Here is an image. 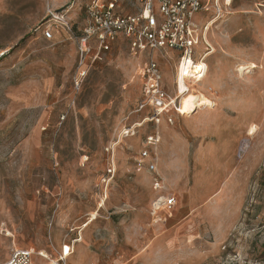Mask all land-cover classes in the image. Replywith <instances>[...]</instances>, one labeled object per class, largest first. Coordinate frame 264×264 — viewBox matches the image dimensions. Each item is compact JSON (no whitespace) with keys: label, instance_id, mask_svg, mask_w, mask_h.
<instances>
[{"label":"rangeland","instance_id":"1","mask_svg":"<svg viewBox=\"0 0 264 264\" xmlns=\"http://www.w3.org/2000/svg\"><path fill=\"white\" fill-rule=\"evenodd\" d=\"M84 2L0 0V264L13 248L53 256L69 230L81 240L68 264H264V0H231L210 25L215 52L194 87L213 105L158 127L160 193L133 171L150 124L122 138L115 176L100 183L105 144L140 121L131 112L146 56L118 41L74 90L75 40L42 30L57 16L76 35ZM120 6L135 13L140 0ZM155 58L167 92L181 94L177 55ZM171 194L177 205L163 220L155 200Z\"/></svg>","mask_w":264,"mask_h":264},{"label":"built area","instance_id":"2","mask_svg":"<svg viewBox=\"0 0 264 264\" xmlns=\"http://www.w3.org/2000/svg\"><path fill=\"white\" fill-rule=\"evenodd\" d=\"M120 1L85 0L82 6L83 24L76 35L69 21L56 16L51 24L43 28L42 36L50 40L55 31L63 30L75 40L77 59L75 75L72 78L74 90L81 88L93 62L110 51L118 41L124 42L134 55L146 56L136 74L140 82V99L131 112L139 114L140 121L124 127L119 137L105 144V167L100 183L107 188L115 176L116 152L121 148L122 138L133 137L137 128L150 124L152 131L141 141V150L133 163V171L148 173L152 178V189L160 193L164 187L157 173L154 157L161 140L158 127L162 122L172 125L174 116H181V94L167 92L155 56L161 52L176 54L178 70L184 59L194 60L197 52H202L199 58L202 59L209 52L205 36L210 23L222 15L223 8L229 6L231 0H140V8L135 13L122 11ZM198 15L202 18L205 15L209 17L199 26L194 22ZM204 43L203 50L199 52L197 49ZM196 75V79L202 78L199 77L201 72ZM187 86L191 84L187 83ZM210 90L209 88L208 91ZM155 201L159 202L155 210L163 212V220L171 216L177 204L174 194L165 198L164 195H159ZM48 227L51 229L52 221ZM69 232L65 234L60 250L53 256L45 252L43 255V251H36L34 248H13L1 264H35L34 258L42 260L44 264H68L75 244L81 240L80 233L77 234L78 238L77 235L71 238Z\"/></svg>","mask_w":264,"mask_h":264},{"label":"bare ground","instance_id":"3","mask_svg":"<svg viewBox=\"0 0 264 264\" xmlns=\"http://www.w3.org/2000/svg\"><path fill=\"white\" fill-rule=\"evenodd\" d=\"M227 1V0H226ZM214 21L210 23L213 24ZM215 52V49H209V52L205 54L202 59H198L197 61L192 60V58H186L183 60L181 64L180 70H178V66L176 67L177 76L181 79L182 89H181V97H180V106L179 111L188 116L193 109H196L201 106L213 105L209 98L199 89H196L194 86L197 82H201L207 73V66L205 64V59L211 56ZM248 67H241L239 71H243ZM179 71V72H178ZM248 71V70H247ZM201 72V75L197 78L198 73ZM191 81V86H187V82ZM185 117V116H184ZM156 206V205H155ZM97 217L96 212H92L90 214V219L86 226H88L91 222H93ZM45 255V253H42Z\"/></svg>","mask_w":264,"mask_h":264},{"label":"crops","instance_id":"4","mask_svg":"<svg viewBox=\"0 0 264 264\" xmlns=\"http://www.w3.org/2000/svg\"><path fill=\"white\" fill-rule=\"evenodd\" d=\"M178 117H180V116H174V122L178 119ZM161 125H162V126H169V125H168L167 123H165V122H162ZM173 125H174V123H173ZM160 138H161V137H160ZM160 143H161V142H160ZM160 143H159V144H160ZM159 144H158V146H159ZM158 146H157V147H158ZM157 147H156V148H157ZM176 200H177V199H176ZM176 205H177V204H176Z\"/></svg>","mask_w":264,"mask_h":264}]
</instances>
